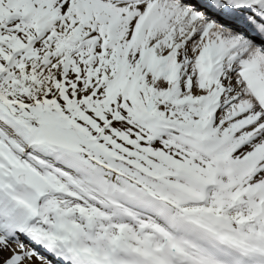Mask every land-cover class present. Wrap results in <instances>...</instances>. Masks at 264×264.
Segmentation results:
<instances>
[{
  "label": "snow or ice",
  "instance_id": "snow-or-ice-1",
  "mask_svg": "<svg viewBox=\"0 0 264 264\" xmlns=\"http://www.w3.org/2000/svg\"><path fill=\"white\" fill-rule=\"evenodd\" d=\"M0 264H264V0H0Z\"/></svg>",
  "mask_w": 264,
  "mask_h": 264
}]
</instances>
